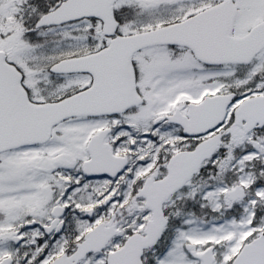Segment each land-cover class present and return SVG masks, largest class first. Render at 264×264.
<instances>
[{
	"label": "snow or ice",
	"instance_id": "obj_1",
	"mask_svg": "<svg viewBox=\"0 0 264 264\" xmlns=\"http://www.w3.org/2000/svg\"><path fill=\"white\" fill-rule=\"evenodd\" d=\"M0 264H264V0H0Z\"/></svg>",
	"mask_w": 264,
	"mask_h": 264
}]
</instances>
